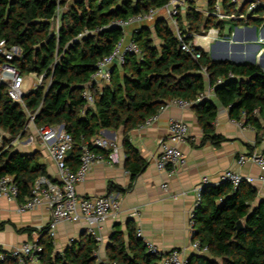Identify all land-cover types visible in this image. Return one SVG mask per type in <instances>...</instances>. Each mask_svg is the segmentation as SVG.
<instances>
[{"label": "trees", "instance_id": "trees-1", "mask_svg": "<svg viewBox=\"0 0 264 264\" xmlns=\"http://www.w3.org/2000/svg\"><path fill=\"white\" fill-rule=\"evenodd\" d=\"M168 0H0V41L8 48H19L12 64L22 75H44V84L32 88L23 97L25 107L14 102L5 85L0 86V140L28 133L29 116L34 124L64 125L74 140L67 162L76 168L82 146L89 142L92 150H104L93 144L103 129L123 130L125 167L134 180L147 161L130 141V131L159 112L168 100L183 98L194 102L204 141L219 145L224 137L214 132L217 107L212 99L196 102L207 85L214 86L216 99L229 108L233 120L243 119L259 133L263 129L264 68L251 61L235 63L214 59L198 49L194 59L181 43L167 20L160 18L149 27H140L132 41L141 54H128L121 74H113L110 84L92 83L94 104L89 105L83 92L90 86L99 59L110 54L124 38V28L117 22L144 14L151 8H162ZM213 7V0L209 9ZM262 10V9H261ZM184 42H193L194 33L224 23L205 15L190 3L184 17H178ZM234 26L242 22H231ZM247 24L260 27L263 19L252 17ZM188 27V29H187ZM154 35L160 44L154 42ZM206 69L209 78L202 73ZM230 74L233 77H230ZM222 78V83L217 80ZM50 80L47 88L45 82ZM258 110V113H254ZM260 138H258V141ZM10 175L18 185L19 198L31 195L35 180L47 176V168L37 153H24L9 147L0 148V177ZM257 189L242 182L234 188L230 182L206 185L201 203L194 211L193 240L208 247L209 256H195L187 264H264V201L256 203ZM243 228L237 231V223ZM18 233L32 237L37 232L42 253L38 264H159L160 256L147 250L145 240L129 227L127 237L120 229L112 234L106 249L107 263H98V244L85 233L73 240L62 252H56L49 226L25 227ZM0 264H16V257L0 248Z\"/></svg>", "mask_w": 264, "mask_h": 264}, {"label": "crops", "instance_id": "crops-1", "mask_svg": "<svg viewBox=\"0 0 264 264\" xmlns=\"http://www.w3.org/2000/svg\"><path fill=\"white\" fill-rule=\"evenodd\" d=\"M185 1L187 5L193 3L198 8H205L211 0ZM181 15L184 17V12ZM160 18L166 19L175 32L168 11L162 9L152 20H147L148 22L144 24L142 22L134 28L129 25L124 36L125 44L132 40L134 32L140 27L145 26L153 30L154 24ZM155 38L154 35V42L159 45L160 41H156ZM253 41L252 28L238 29L232 39L221 38L210 47L206 45L204 50L214 59L228 57L230 60H253L264 68V53L261 61L254 60L253 51L257 44L251 45ZM112 71L113 74H121L122 68L114 65ZM34 83L35 74L27 75L26 90H31ZM211 99L217 107V116L213 123L214 132L225 140L219 145L209 140L204 141V131L199 125L194 108L170 106L160 111L157 120L151 126L136 127L130 131V141L147 161L144 171L134 180L125 167L126 156L122 145L124 128L101 130L103 136L115 140L119 145L120 162L96 163L86 180L77 185V192L84 196L115 194L120 201V211L117 216L94 226V236L89 234L84 221L58 224L53 237L56 252L64 251L72 238L77 240L87 233L97 241L98 263H107L106 249L114 231L120 229L127 237L128 228L134 227L142 231V238L146 243H153L162 253L178 250L186 260L192 259L202 255L192 247L194 240L190 226V215L195 209L196 202L195 188L202 178L207 177L209 185H218L223 182L222 175L226 170L240 172L245 177L254 178L251 185L257 189L256 203L264 201V180L261 179L264 178L263 170L254 163H238L241 154L264 152V113L260 116L263 129L258 133L255 129H243L236 125L230 117L229 108L222 105L215 94ZM171 119H183L190 126V139L177 144L186 157V164L174 172L159 170L155 162L162 151L161 141H167L169 138ZM32 125L28 126L26 136L13 140L14 149L24 153H37L40 161L46 165L48 178L53 182H59L57 166L48 150L39 141L28 140L30 136H36V125ZM164 184L168 185L167 189L163 187ZM50 219V210L46 205L19 212L18 202L0 198V248L9 251L37 238V232H33L30 237L28 233H18L16 228L31 227L39 230L49 226Z\"/></svg>", "mask_w": 264, "mask_h": 264}, {"label": "built area", "instance_id": "built-area-1", "mask_svg": "<svg viewBox=\"0 0 264 264\" xmlns=\"http://www.w3.org/2000/svg\"><path fill=\"white\" fill-rule=\"evenodd\" d=\"M185 0H168V3L162 8H151L144 14L131 16L128 19L117 22L121 27L129 26L135 22H143L152 20L159 10L166 9L175 27V34L181 43V48L189 53L194 59L200 58L201 54L198 49H203L207 45L210 47L213 43L221 38L232 39L238 30V25L234 26L231 22H242L247 24L254 14H258L254 18L263 19L260 27L253 25L257 29V37L254 40L259 45V51L254 55V60L261 61L264 53V0H213V7L209 9V4L205 8L196 10L205 15H212L219 21L224 23V28L214 26L202 33L193 34V42L185 43L182 31L179 26L178 17L185 11ZM262 9V10H261ZM231 25L230 35H224L225 26ZM247 25H250L248 23ZM252 27V28H253ZM188 29V27H187ZM251 29V28H248ZM250 30H248V34ZM194 46L198 48L194 49ZM21 53L19 48H8L4 40L0 41V86L5 85L8 96L16 103L25 107L23 97L28 92L26 90V77L12 64L15 56ZM128 54L140 55L141 50L137 43L129 41L127 44L124 38L115 46L113 51L99 59L96 63V71L91 76V84L86 91L83 92V97L89 105L94 104V95L91 91L92 83L98 86L110 84L112 81V67L118 65L121 68L126 63ZM256 58V59H255ZM255 62V61H253ZM257 63V62H256ZM202 73L208 79L209 75L204 68ZM230 77H233L230 74ZM44 75H35V83L33 88L44 84ZM49 85L50 80H47ZM223 79L217 80V83H222ZM215 94L214 86L207 85L204 92L200 93L196 102L203 99H211ZM194 102L183 98H173L168 100L161 107L158 113L148 117L144 122L138 125V128H146L151 126L158 118L160 111L169 108L170 106H178L180 108H189ZM254 113H258L255 110ZM30 124H34L35 113L31 114L27 111ZM245 111H242L243 119L233 120L236 125L243 129H254L252 125H246L244 122ZM190 139V126L183 119H171L169 122V138L167 141L162 140V151L156 158V166L159 170L176 171L179 167L186 164V157L178 148L177 144L186 142ZM29 141H39L43 147L48 150V153L57 166L59 174V182L51 181L47 176L38 177L32 187L31 195L20 200L19 187L14 182L10 175L0 177V198H6L9 201L18 202V211L25 212L32 210L40 205H46L50 210L51 219L49 223L50 236L54 237L58 224L62 222L76 223L84 221L87 224L89 234L95 235L94 226H99L101 223L111 217L118 215L120 211V201L115 194L84 196L77 192V185L86 180L92 167L96 163L106 162L115 164L120 162V147L115 140L106 138L102 133H99L93 138V144L103 152H97L90 148L89 142H85L82 146V152L79 158V163L76 168H73L67 162V156L72 150L74 140L72 135L66 131L64 125H52L36 127V136H30ZM254 163L258 165L264 172V152H251L241 154L238 158L239 164ZM264 180V178H261ZM222 181L230 182L234 188L238 187L242 182L253 184L254 178L245 177L240 172L226 170L222 175ZM207 177L202 178L199 184L196 185V202L195 208L201 203L202 191L206 185H209ZM165 189L168 188L164 184ZM195 211V209H194ZM194 211L190 215V226L194 227ZM137 235L142 237V231L137 230ZM38 237L26 241L21 245L12 248L9 252L16 257V264H38L42 253V245L38 243ZM75 239H71L73 241ZM148 252L161 257L159 264H187V260L178 250H171L168 253H162L153 243H146ZM192 247L198 252L208 253V247L201 245L200 241L195 240ZM4 259V254L0 253V260Z\"/></svg>", "mask_w": 264, "mask_h": 264}, {"label": "rangeland", "instance_id": "rangeland-1", "mask_svg": "<svg viewBox=\"0 0 264 264\" xmlns=\"http://www.w3.org/2000/svg\"><path fill=\"white\" fill-rule=\"evenodd\" d=\"M258 14H254V17H256ZM146 22H148V21H143V24L144 23H146ZM141 23L142 22H140V23H138V22H135V23H132V24H130V26H133V28L135 27V26H138V25H141ZM127 27L128 26H126V27H124V32H125V35H126V33H127ZM238 27V29H244V28H252L253 27V24H250V25H247V24H240V25H238L237 26ZM155 40L156 41H159L158 40V38H155ZM251 45H253V46H255V44H256V42L255 41H253V42H251L250 43ZM259 45L257 44L256 45V48L254 49V51H253V54L256 56V53H258V51H259ZM235 48V47H234ZM256 59V58H255ZM25 77H27V75H25ZM47 84H48V81H46L45 82V87L47 88ZM32 125V124H31ZM33 126V125H32ZM1 132V131H0ZM2 133V132H1ZM3 134V133H2ZM4 136H5V138H6V141L5 140H0V148H3V147H9V146H13L14 147V145L12 144V142H13V140L15 139V138H11L9 135H7V134H4ZM19 139H21V138H19ZM60 249L62 248V246H60L59 247Z\"/></svg>", "mask_w": 264, "mask_h": 264}, {"label": "water", "instance_id": "water-1", "mask_svg": "<svg viewBox=\"0 0 264 264\" xmlns=\"http://www.w3.org/2000/svg\"><path fill=\"white\" fill-rule=\"evenodd\" d=\"M231 29H232V26H231V25H226V26H225L224 35H225L226 37H228V36L230 35ZM256 37H257V29H256V27H253V28H252V38L255 40ZM220 60H230V59H228V57H225V58L220 59ZM231 61H233V62H235V63H243V62H245V61H242V60H231ZM251 62H253V60H252ZM112 72H113V71H112ZM107 131H109V130H107ZM209 186H210V185H209ZM243 225H244V224H243V221H242V220H239L238 223H237V231H240V230L243 228ZM200 256H209V254H208V253H205V255L202 254V255H200ZM190 259H191V258H190ZM190 259H187V261L190 260Z\"/></svg>", "mask_w": 264, "mask_h": 264}]
</instances>
